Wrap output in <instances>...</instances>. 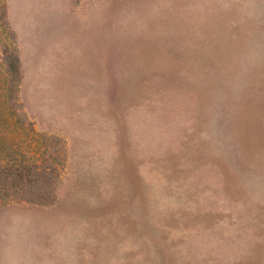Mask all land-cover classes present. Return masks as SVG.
<instances>
[{
  "label": "rangeland",
  "instance_id": "1",
  "mask_svg": "<svg viewBox=\"0 0 264 264\" xmlns=\"http://www.w3.org/2000/svg\"><path fill=\"white\" fill-rule=\"evenodd\" d=\"M0 264H264V0H0Z\"/></svg>",
  "mask_w": 264,
  "mask_h": 264
},
{
  "label": "trees",
  "instance_id": "2",
  "mask_svg": "<svg viewBox=\"0 0 264 264\" xmlns=\"http://www.w3.org/2000/svg\"><path fill=\"white\" fill-rule=\"evenodd\" d=\"M17 172H20V171H17Z\"/></svg>",
  "mask_w": 264,
  "mask_h": 264
}]
</instances>
